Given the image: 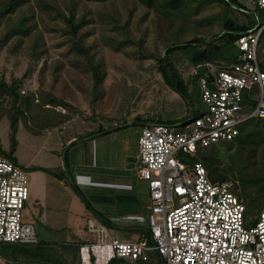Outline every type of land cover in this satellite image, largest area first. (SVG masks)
Wrapping results in <instances>:
<instances>
[{
	"label": "trees",
	"instance_id": "16d2710c",
	"mask_svg": "<svg viewBox=\"0 0 264 264\" xmlns=\"http://www.w3.org/2000/svg\"><path fill=\"white\" fill-rule=\"evenodd\" d=\"M211 4L222 5L223 10L214 15L219 21L220 30L209 39L200 34L192 23L196 21L194 16L200 7ZM262 24L258 20L256 24L255 19L238 0H0V51L5 49L6 54L12 56L22 46L29 45L27 65L23 73L17 77L11 75L8 80L0 77V120L6 118L8 121V148L3 150L0 146V157L17 165L14 153L19 126L32 135L42 136L53 131L62 133L64 127L74 120L73 112L76 109L65 98V92L61 95L53 93V87L62 79L61 72L65 64L61 61H48L45 33H55L59 38L56 46L67 45L64 54L72 56L68 59L70 65L80 66L89 75L91 80L88 86L80 83L79 88L88 96L91 108L105 90L106 63L100 48L116 45L112 40L113 34H124L125 38L119 40V45L113 49L137 47L139 57L136 60L153 59L163 83L176 92L187 106V112L180 119L156 117L155 120H140L137 117L130 125L138 124L140 127L148 123H159L178 127L179 120L187 122L198 115V111L193 108L194 93L201 102L198 83L205 71L201 68L196 75H190V67L206 62L221 67L234 63L239 54L235 46L238 37ZM149 31L156 34L155 38H159L162 47V51L154 55L146 51L144 46ZM190 32L192 36L188 38L186 35ZM97 34L100 36L97 37ZM171 34L172 37L169 38ZM262 39L263 43L260 45ZM28 40L30 42L26 43ZM257 60L264 72V28L257 44ZM48 70L51 84L45 88L41 83L43 85L42 79ZM34 77L39 81V86L34 91H29L27 84ZM62 83L63 81L61 89L64 86ZM116 87L121 88V83H116ZM128 89L130 87H123L124 92ZM245 106L251 108L253 103L247 102ZM120 124L124 127L127 122ZM116 125L112 124L110 129L98 126L80 136H103L121 128ZM238 130L239 133L233 140L206 147L208 156L201 160L206 168L207 160L216 163L220 162L221 157L225 158L227 169L224 181L228 176L244 181L246 173L253 175L249 183L255 186L257 197L263 199L260 204L264 205V117L250 118L242 122ZM82 138L71 136L63 143L62 149L68 144L63 156L64 165L67 152L83 141ZM36 170L59 180L64 179L61 170L51 171L42 167H37ZM67 175L84 208L90 210L102 225L112 227L107 216L91 207L89 199L74 182L71 172ZM234 189L235 187L233 191ZM141 234L139 240L145 238L150 243V226ZM84 243L86 241L80 239L59 244L45 243L38 239L35 244L2 243L0 256L7 264H80L79 249ZM108 264L129 263L112 259ZM133 264L164 263L157 252H150L147 261Z\"/></svg>",
	"mask_w": 264,
	"mask_h": 264
},
{
	"label": "built area",
	"instance_id": "2783aa9c",
	"mask_svg": "<svg viewBox=\"0 0 264 264\" xmlns=\"http://www.w3.org/2000/svg\"><path fill=\"white\" fill-rule=\"evenodd\" d=\"M264 9V0H238ZM264 24L238 37L239 54L227 66L206 62L190 67V75L204 69L199 79L204 106L178 127L140 126L136 176L146 184L150 213V243L108 237L99 228L98 240L80 247L82 264H105L118 259L129 264L147 261L157 252L164 264H264V205L251 227L244 225L245 206L229 181L212 182L198 145L208 147L233 140L239 125L264 117V72L257 60V44ZM256 92L257 96L253 95ZM252 102L251 108L246 103ZM193 158L190 172L180 158ZM29 197L26 172L0 157V244H35L31 224L22 222ZM93 227V226H91ZM0 264H7L0 256Z\"/></svg>",
	"mask_w": 264,
	"mask_h": 264
},
{
	"label": "rangeland",
	"instance_id": "374dc122",
	"mask_svg": "<svg viewBox=\"0 0 264 264\" xmlns=\"http://www.w3.org/2000/svg\"><path fill=\"white\" fill-rule=\"evenodd\" d=\"M240 4L255 19L256 24L257 20L259 24L260 22L264 24V9H254L243 2H240ZM222 10V5H203L197 15L194 16L196 21L192 25L201 32L200 34L210 39L213 33L220 30L219 21L214 15L219 14ZM172 34L169 35V38L172 37ZM99 36L100 34H97V37ZM155 36L156 34L153 31H149L144 45L147 48L146 51L151 55L162 51L160 40L159 38L156 39ZM186 36L189 38L192 33L190 32ZM44 38L48 48V61H61L65 64L61 72V81H63L62 85L64 86L61 89V81L59 80L60 83L58 82L53 87V93L61 95L65 92V98L76 110L73 112L74 120L64 127L62 133L53 131L47 135L35 136L25 131L22 126L18 128L14 156L17 165L23 167L27 174L29 193V199L22 211V222L31 224L34 227L38 241L59 244L81 239L86 241L87 245H90L93 243L91 241L96 242L94 239L95 234H87L83 227H85L86 219L90 217L91 211L84 208L83 203L69 183L70 177L67 173L71 172L74 182L88 199L90 195H100L102 187L96 185L98 182L95 181H97L98 175H94V173L98 174L101 171V173L107 174L109 180H114V182L115 179L122 177V172H124V177L126 173L131 176L136 174L139 163H133L128 158L124 160L122 158L125 151H130L133 154L137 147L139 126H137L138 124L130 125L132 120H136L137 117L140 120L145 118L155 120L156 117L179 118L187 112V106L176 92L170 90L163 83L155 68L156 65L153 59L136 60L139 57L137 47L128 46L113 49V47L119 45V40L125 38L124 34L118 32L112 35V40L114 39L116 45L100 48L105 59L107 76L104 82L105 90L98 96L92 109L88 96L79 88L80 83L83 86H88L91 80L89 75L85 74L80 66L70 65L68 59L72 56L64 54L67 45L56 46V44H59V38L55 33H45ZM29 42L28 40L26 43ZM262 43L263 39L260 45ZM28 51L29 45L27 46V44L12 56L7 55L5 49L1 50L0 77L3 76L5 80H8L11 75L14 77L20 76L27 65ZM35 74L38 73L35 72ZM44 74L43 85L41 83V86L47 88L51 84V78L48 75L49 70ZM187 76L186 78H188ZM118 82L121 83V88L116 87ZM38 86L39 81L34 77L29 80L27 89L34 91ZM124 86L130 87V89L124 92ZM253 95L257 96L256 92H253ZM193 100V108L198 113H202L204 106L198 101L195 93L193 94ZM123 122H127V124L121 127L120 123ZM182 122L183 120H179L178 124ZM112 124H120V126H116L121 128L112 130L103 136L83 138L80 136L95 130L98 126L110 129ZM71 136L82 138L83 141L78 142L69 149L64 165L63 156L68 144L63 149L62 145ZM0 146L3 150L8 148V121L6 118L0 120ZM196 154L198 158L205 160L208 156L206 147L198 145ZM180 158L183 159L190 175H192L189 169L192 164L190 157L181 155ZM205 163L210 181H224L223 176L227 169L225 158L221 157L220 162L211 163L207 160ZM125 166L128 170L121 171ZM37 167L47 168L51 171L61 170L64 173V179L60 181L41 170H36ZM83 174L93 176L94 182L90 184L84 180L82 181ZM246 176L247 178H244V181L233 176H228L225 181L231 182L235 187V195L245 206L244 225L245 227H251L257 219L258 212L263 205L260 202L263 199L257 197L255 186L249 183L252 181L253 175L246 173ZM99 177L103 176L99 174ZM142 185L145 184L142 183ZM146 219L148 226H150L153 220L150 210ZM87 229L88 232H93L95 227L88 225ZM83 236L92 240H85ZM116 236L120 241L135 242L140 238H137V235L129 230L118 232ZM106 240L109 241L110 238L108 237ZM86 243L84 244L86 245Z\"/></svg>",
	"mask_w": 264,
	"mask_h": 264
},
{
	"label": "crops",
	"instance_id": "0c3cea01",
	"mask_svg": "<svg viewBox=\"0 0 264 264\" xmlns=\"http://www.w3.org/2000/svg\"><path fill=\"white\" fill-rule=\"evenodd\" d=\"M136 157L137 147L133 154L130 151H125L122 155L123 160L128 158L129 161L130 159L131 161L132 159H136ZM125 169H127V166L123 167L121 171H126ZM99 174L103 177L100 178ZM123 174L124 172L121 173L122 177L115 179L114 182V180H109L107 178V174L103 172L101 173V171L98 174L94 173V175H98L96 178L97 181H95L98 182L96 185L102 187V190L100 191V195H90L89 203L92 208H95L103 215L107 216L109 223L112 225V227H105L91 212V215L86 219V224L83 228L86 230L87 234H95L94 239L96 241L99 237L98 230L96 229H99V227L102 226L103 228L105 227L104 229L110 239L117 238L116 234L118 232H125L127 230L135 233L137 238H139L142 235L141 232L148 227L146 216L148 215L150 209L148 205L149 202L146 187L145 185H142L144 182L140 181L136 177V174L131 176L126 173L125 177ZM81 178L82 181L84 180L90 184L94 182V177L89 174H83ZM88 225L95 227V230L93 232H88ZM131 229H140L141 231H132ZM84 238L85 240L89 239V237Z\"/></svg>",
	"mask_w": 264,
	"mask_h": 264
},
{
	"label": "clouds",
	"instance_id": "9594fccd",
	"mask_svg": "<svg viewBox=\"0 0 264 264\" xmlns=\"http://www.w3.org/2000/svg\"><path fill=\"white\" fill-rule=\"evenodd\" d=\"M150 124V123H148ZM152 124H159V123H152ZM140 128V127H139ZM136 161H137V157H136ZM138 162V161H137ZM137 177V176H136ZM146 185V184H145ZM146 193H147V189H146ZM148 197V196H147ZM95 243V242H93ZM92 243V244H93ZM87 245V244H86ZM84 246V245H83ZM81 247V246H80ZM79 254H80V261H81V264H82V260H81V253H80V249H79ZM112 259H109L105 264H108ZM92 264H94V262H92Z\"/></svg>",
	"mask_w": 264,
	"mask_h": 264
},
{
	"label": "water",
	"instance_id": "95a60500",
	"mask_svg": "<svg viewBox=\"0 0 264 264\" xmlns=\"http://www.w3.org/2000/svg\"><path fill=\"white\" fill-rule=\"evenodd\" d=\"M130 161H131V159H130ZM136 161V159H132V162H135Z\"/></svg>",
	"mask_w": 264,
	"mask_h": 264
}]
</instances>
